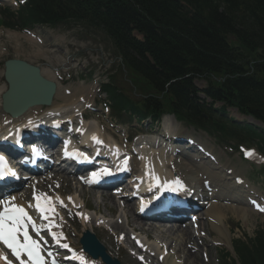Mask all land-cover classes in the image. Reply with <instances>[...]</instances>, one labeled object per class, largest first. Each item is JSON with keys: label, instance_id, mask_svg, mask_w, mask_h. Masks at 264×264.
I'll list each match as a JSON object with an SVG mask.
<instances>
[{"label": "trees", "instance_id": "16d2710c", "mask_svg": "<svg viewBox=\"0 0 264 264\" xmlns=\"http://www.w3.org/2000/svg\"><path fill=\"white\" fill-rule=\"evenodd\" d=\"M67 23L104 34L134 89L151 93L134 103L105 85L115 111L153 121L171 113L219 144H254L264 154V132L225 113L233 107L264 123V0H26L0 9L7 28ZM244 238L233 242L235 259L224 252L220 264H264L263 229Z\"/></svg>", "mask_w": 264, "mask_h": 264}, {"label": "rangeland", "instance_id": "374dc122", "mask_svg": "<svg viewBox=\"0 0 264 264\" xmlns=\"http://www.w3.org/2000/svg\"><path fill=\"white\" fill-rule=\"evenodd\" d=\"M0 4H3V1L0 0ZM13 7L11 9H15ZM32 32L35 34V38H30L25 33L20 32V30H11L0 27V88L2 85H5L2 77L3 61L7 58L23 59L31 64L40 66V68L45 70L47 74H53L52 79L57 81L59 83L58 85L63 89L66 88L71 90L72 88L77 91L79 90V92L80 90L85 92L89 89V87H91V89L95 90L93 95H88L90 98L89 103L94 104L91 108L96 107V110L94 113H91V109L86 110L88 112L86 114L88 118L87 126L95 125L104 136H110L116 140H119L118 137H120V139L125 137L124 133L126 132H128L129 135L138 133L139 131L146 132L145 130H147V126L135 127L134 125L126 124L127 121H125L124 124H118L124 117H118L119 119H117L111 115V113L108 115V112L103 110L98 104V99H102L99 98L98 87L100 83L109 82L110 76H113L115 85L127 92L130 97H133V99L136 100L140 97L141 93V90L133 89L132 84L126 76L124 67L121 65L120 60L116 57V55H114L111 44L106 40L102 33L98 31H86L74 23L57 25L55 27L38 25L33 28ZM54 69L57 71L55 72ZM195 84L198 87H203L205 82L197 79L195 80ZM0 90H2V88ZM100 97L102 96L100 95ZM58 103L63 105V108L59 111L65 110V112L71 114V116H73V114L70 113V111H75V109H78L81 105L79 99H74V101L69 102L68 104L64 103V101H61L59 98L55 105H58ZM83 110H85V107L82 111ZM228 112L232 117L259 127L264 131V123L250 118H243L233 109H228ZM75 119L78 122L79 119L77 117H75ZM14 122L15 124L12 125L20 124V122ZM165 122L166 121L164 119L163 123L166 124ZM170 124L172 129H174L173 132L181 133L182 135L197 139L199 144L215 154L218 164L221 166V171L223 172L222 174V172L217 169L220 173L218 176L221 175L220 178H222V181H224L227 186L229 184L230 190L237 194L238 191L243 188L233 189L230 187L231 183H233L231 181V177L239 176L242 180H244V183H247L246 185H248L250 189H254L259 192L262 196V202L264 203V176L259 172L261 167L264 166V161H262V163L256 161H245L241 159V156L236 150L216 145L213 138L207 136L192 126L187 125L186 123L172 122ZM164 129L167 130V128ZM151 130L152 133L146 138L152 140L155 139L158 133L162 134L161 129ZM142 143L144 144L145 141ZM243 145L250 146L253 150L258 147L254 144ZM147 147L148 146L146 145L142 148ZM257 151L259 152L258 149ZM257 151L255 149L254 153L257 157H261ZM147 153H149V155H155V153L158 154L160 151L155 149L149 150ZM178 157H181L180 161L182 162L185 160L190 161L187 153V158L184 156H175V158ZM225 176L227 177L224 180ZM42 177L43 176L37 178L38 183L33 185L32 188H34L39 194L55 196V191L49 192L53 190L51 184L42 181ZM54 181H58V177ZM80 184L81 183L76 182L73 178H66V181L63 183L61 181L60 186L57 185L56 189L59 188L57 189L58 193L62 192L63 194L66 192L69 193L68 190H70L71 193L69 195L74 193L72 197H74L77 190H80L81 194H79V196H82L81 199L84 201V204L91 208L94 212L98 211L101 215L106 216L105 218H102V216H94V218L101 222L103 227L98 229L95 228L93 233L96 235L99 242L105 246V248L107 247L111 250L112 254L114 253L113 256L117 258L121 264H141L134 257L135 254L139 252L142 253L146 264H162V258L164 257H168L167 260L171 259L170 261L175 262L174 264L178 263V261L182 262V258H180V256L182 257L183 253L178 249L181 247V244H184L185 242L187 250L192 249L189 248V246L198 248V264H219L218 253L220 251H227L233 255L232 242L234 239L243 238L244 235L252 237L255 231L261 228L264 230V212L260 213L249 210L247 212L248 221L244 222L242 219L236 217L232 211L227 209L222 211L225 216V225L229 228L230 239L228 244L214 240V237H217V234H215L211 228V222L209 223L210 220L208 221V219L205 218H200L198 220L203 223L201 225L202 230H199L198 232H202L206 235L205 237L201 236L202 241L197 240V242L192 243L187 242L188 240H186L182 242L181 238L178 236H169L168 234H164V232H158L160 236L153 238L149 242H145L144 240H141V237H143L142 235L133 233L126 224L124 215H126L127 211L124 207V203L127 202H119L117 199L118 201L113 204V202H108L107 200L105 201L99 195L101 191L98 192V189L89 188L84 185L83 186L85 188H79L78 186ZM233 184L235 185V183ZM234 187L237 188V186ZM32 188H30V185L27 187L26 195L33 190ZM82 188L83 190H81ZM240 195L243 196L244 194L240 192ZM65 196L67 195L65 194ZM79 196L76 197L79 198ZM56 197H59V200L63 201V204L65 205H63L64 207H68L66 205L70 196L66 198L55 196L54 198ZM59 200L58 203L61 204ZM237 201L239 200L236 199V202L233 203L235 206H239L242 209L248 208L247 205H242L241 202L238 203ZM245 201L246 200L243 201V204H246L244 203ZM221 202L219 201L218 204ZM225 204L229 205L224 202L222 203V205L226 206ZM59 212L61 214V218L56 217V219L59 220V228L61 232L72 246L78 247L77 239L82 229L78 218L75 217L73 212L63 211L62 208ZM116 223L122 227L119 229H123L122 232L114 230V226L117 225ZM194 230L197 231V228ZM165 242L167 245H165ZM160 244H163V246H160ZM140 247H142V249H140ZM163 250L164 256L161 257V253L163 255ZM173 258H175V260Z\"/></svg>", "mask_w": 264, "mask_h": 264}, {"label": "bare ground", "instance_id": "6f19581e", "mask_svg": "<svg viewBox=\"0 0 264 264\" xmlns=\"http://www.w3.org/2000/svg\"><path fill=\"white\" fill-rule=\"evenodd\" d=\"M39 68H40V66H39ZM40 73L46 79H49V80L54 81L56 83V90H55L54 95L52 97L51 106H49L50 109L60 110L63 108V105L60 103H58V105H55V103L58 101L59 98L61 99V101H64V103H68V104H69V102L74 101V99H79L81 102L80 108H82L84 106L83 103L89 102L88 99H90V98H88V94L90 93V96H91V93H92L91 87H89V89H87V91H85V92H83L82 90H80V92H79V90L77 91V90L72 89V88H71V90L66 89V88L63 89L58 85V83L55 80L52 79L53 74H47V72L41 68H40ZM1 88H2V90H0V94L5 90L6 83H5V85H2ZM69 92H71V93H69ZM80 108H78V109L80 110ZM39 111H40V107L34 106V107L27 109V111H25L24 114L20 118L18 117V119H16V120L15 119L9 120L7 117L4 116L3 112L0 109V131H2V126L5 125V120H9L8 122L11 121L10 124H15L14 121L21 123V122H24L26 118L33 119L34 118L33 116H36V113ZM164 119L166 121L165 122L166 124H168L169 120L174 121V119L168 115L163 117V119H162L163 122H164ZM21 124H23V123H21ZM162 124L164 126L166 125L164 123H162ZM85 125H84V127H85ZM164 126H163V129L167 128L166 126L165 127ZM66 129H67V127H66ZM83 130L84 131L82 133L81 139L85 140V142L88 143V141L86 140V134L89 131L95 132L100 137L102 142L104 141L110 146V148H111V151H110L111 155L110 156L113 159H114L115 155H117V153L122 152V149H124L123 150V151H125L124 153L128 154V156L130 157L129 162L132 163V168L134 170L132 175L133 174H137V175L142 174L144 169H146L149 174L155 173L158 177L164 179V181H173L175 179V177L178 176V178H180V180L184 181L190 188L195 189V193L194 194L187 193L188 195L186 198L190 201L194 210H197V209H200L201 207H203L199 212L195 213V218L197 217L198 220L200 218L208 219V221L210 220L209 223L211 222L210 223L211 228L213 229L215 234H217V237H214L215 241L228 244L229 239H230L229 228H227L225 225V216H224L222 210L229 209L230 211H232L236 215V217L242 219L244 222L248 221L247 220V212L249 211L248 208H250V207L242 209L239 206H235L233 204L234 202H236V199H237V200H239V201H237L238 203L241 202L242 205H246V204H243V201H244V197L247 196V191H245V189H242L241 188L242 186L240 187L236 184L235 185L233 184L235 182H233L232 180H234L233 178H235V176L234 177L229 176V177H231V181L233 182V183H231V186H232V188H233V186H237V188H241V189L238 191L237 194H235L232 190L227 189V185L225 184L224 181H222V178H220L221 175L218 176V174H220L218 172V170H220V168H217V167H221V166L216 167L215 165L209 166V165L203 164L204 161H202V160L204 159V157L202 156V154L200 155V157L198 156V154L196 153V151L194 149L195 147L190 146V148H189L188 147L189 145H187L185 143H179V146L177 144V147H175V148H173V146H168V147H170V148H168L169 150L163 151L164 148H162V151L160 153H158L156 155H154V154L149 155L148 158L145 155L147 153V151L145 152L144 150H141L139 152V155H138V156H140V164H139V166H137V162H139L138 159L136 157H134V155L130 151H128L127 147L122 148L120 150V148L115 145V143H114L115 140H112L111 138H105V137L103 139V136L101 135L98 127L93 125L91 127H85V128H83ZM164 131L167 133L169 132L168 130H165V129H164ZM160 135H162V134H160ZM175 135L176 134H172V137ZM158 139H160V138L157 137V138L152 139V140H146L144 144L141 142V145H142V147L147 145L150 148H156V147H154V145L158 142ZM168 144L171 145L169 142H168ZM172 151H178L175 154L177 156H184L183 154L187 153L188 156L190 157V161L185 160L184 162H182V161H180L181 157L171 158L172 157V153H171ZM196 157H198V158H196ZM222 174H223V172H222ZM57 177H58V181H55V182L59 186H60L61 181H62V183L66 181L65 176H57ZM226 177L227 176L224 177V180ZM47 182L50 183L51 181H47ZM137 187L142 188V185H139V186L137 185ZM189 187L186 189V191L189 190ZM57 189H59V188H57ZM57 189L53 190V192L55 191V193H56L55 196L61 197L62 193H58ZM75 190H77V189H75ZM81 190H83V188ZM244 191H245V193H244ZM76 192H75L74 197L68 196L71 199L69 200V198H68V202L66 205L68 207H64V209L76 210L79 212V210L83 206L82 204H84V201H82V199H81L82 196H79V194H81L80 190H77ZM98 192H100V191H98ZM240 192L244 195L241 196ZM14 195L13 196L9 195L8 199H10L11 197H15L14 202H18L19 201L17 199L18 196H14ZM99 195L105 201L107 200L108 202H113V204L116 203V198H117L116 195L113 194L109 190L101 191L99 193ZM76 196H79V198ZM57 198L59 200V197H56L52 200L53 204H54V202L58 203ZM62 198H66V197H62ZM214 199H216L217 201H224V202L227 201V202H229V205L224 206V205H222V202L220 204H218V202L213 203ZM200 201H201V203H200ZM60 203H61V201H60ZM124 204H125L124 207L127 211L126 215H124V219L126 220V224H127L128 228L132 232L139 233V234L143 235L144 240L146 238H152V239L156 238V237L160 236L159 233L164 232V234H166V235L168 234L169 236L180 237L182 242L186 241V240H188L187 242H192V243L197 242V240L202 241L201 237L197 236L193 232V229H191V227L186 222H183V221H181V222L163 221V218L165 217L164 215L156 216V220L151 219V221H149V220L145 221V220H142L138 217V214L136 213V210H135L134 206L131 205V203L130 204L124 203ZM116 207H118V206H116ZM55 211L57 213L58 218L61 217L60 213H58V211H57V208L55 209ZM91 211H93V210L91 209L90 212ZM108 212H112V211H108ZM191 212L193 213V211H191ZM89 214L90 213L88 211L87 212L83 211L80 214V218H78L79 223L82 227L81 231L89 230L92 232L94 230V228H101V222L97 219L92 218ZM110 214H115V213H110ZM202 214H203V216H202ZM50 219L54 221L55 215L50 216ZM116 224L117 225L114 224L115 225L114 230L122 232L123 229L119 230L122 227H120L118 225V223H116ZM202 224H203L202 222L197 221V232L199 230H202L201 229ZM55 229H56V230H54L55 233L60 234V232L58 231L59 229H57V228H55ZM61 239H63V238H61ZM165 245H167L166 242H165ZM189 248H192V249L187 250L186 242H185L184 244H181V247L178 249L179 251H181L183 253L182 257L180 256V258H182L183 264H187V263L198 264V262H197L199 259L198 258L199 256H197L198 250L196 248H193V246H189ZM106 251L110 256L114 254V253L112 254L111 250L108 248ZM161 256H163L162 253H161ZM167 258L168 257L162 258V261H163L162 264H174L175 263L173 261H170L171 259L167 260ZM173 259L175 260V258H173ZM93 262H94V264H97V261H93ZM182 262L178 261V263H176V264H182Z\"/></svg>", "mask_w": 264, "mask_h": 264}, {"label": "snow or ice", "instance_id": "6c2138e0", "mask_svg": "<svg viewBox=\"0 0 264 264\" xmlns=\"http://www.w3.org/2000/svg\"><path fill=\"white\" fill-rule=\"evenodd\" d=\"M92 140L97 144L103 143L95 135H93ZM35 151L36 150L33 149L34 153ZM65 154L67 155V152ZM245 155L251 157L254 155V152L246 150ZM85 159H87V157H85ZM123 164L126 168L127 159L123 161ZM9 173L15 175L10 168L6 167L4 157L0 156V178H3L4 175ZM111 174L109 169L103 168L99 172H93L91 174L92 179L87 182L92 183L94 180H98L102 175ZM153 178L158 179L157 177ZM165 186L170 187L172 191H178L183 188L181 181L178 179L172 182H165ZM70 199L71 198H69V200ZM34 200L36 203L34 205H29V207H34L42 219L49 221V224L45 225L44 228L52 236L53 241L64 249L71 251L68 244H60L62 234L51 231L53 227L57 226L55 222L50 219V216L57 214L55 206L52 203V198L48 197L46 194H40L34 195ZM14 201L15 197H11L8 200H0V205H2V210H0V244L5 246L7 250H10L11 255L18 261V264H47V260L42 254L43 249L41 240H43V237H40L41 227L38 226L37 222L24 206L17 205ZM61 205L63 206V201H61ZM260 210L264 211V208H260ZM29 226H31L36 236L40 237L39 239L33 238L29 233ZM47 256L51 258V264H57L52 252H48ZM72 258L83 261L82 256H73ZM0 259L6 261V264H13V261L9 260L8 256L2 253H0Z\"/></svg>", "mask_w": 264, "mask_h": 264}, {"label": "water", "instance_id": "95a60500", "mask_svg": "<svg viewBox=\"0 0 264 264\" xmlns=\"http://www.w3.org/2000/svg\"><path fill=\"white\" fill-rule=\"evenodd\" d=\"M3 78L7 89L1 94V108L17 117L36 105H49L55 92V84L45 79L40 69L20 59H7L3 63ZM79 242L91 257H101L105 264H120L111 259L103 246L89 232H84Z\"/></svg>", "mask_w": 264, "mask_h": 264}]
</instances>
